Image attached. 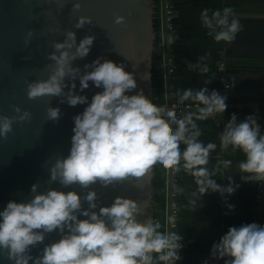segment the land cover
I'll return each mask as SVG.
<instances>
[{
    "label": "clouds",
    "instance_id": "9594fccd",
    "mask_svg": "<svg viewBox=\"0 0 264 264\" xmlns=\"http://www.w3.org/2000/svg\"><path fill=\"white\" fill-rule=\"evenodd\" d=\"M79 0L73 4L79 9ZM125 20L117 15L115 21ZM92 18L80 15L75 28L91 23ZM201 26L216 41L232 42L242 25L230 6L215 9L209 14L204 8L200 13ZM33 35L28 30L25 42ZM95 34L84 35L77 43L76 32L68 29L65 38L53 41L55 51L49 53L53 64L46 79H34L27 84L30 99L51 95L61 97L71 106L86 104L82 112L75 114L68 154L57 157L50 168V179L62 185L79 183L81 187L99 181L109 185L127 179L138 182L151 175L154 168L194 175L197 189V205L208 191L222 196L231 194L239 187L231 175L225 176L229 183L219 184L216 169H209L210 154L217 148L215 141L200 139L202 129L199 121H206L227 108V95L207 87L208 80L199 89L186 88L175 94L176 103L164 108H154L143 89H137L134 71L126 70L123 62L101 59L97 56L88 71L81 72L71 61L89 53ZM173 40H169L171 45ZM203 59V57H201ZM195 67V65H192ZM207 71V67L200 69ZM150 73H146V76ZM71 86L65 91L67 81ZM80 89L88 88L89 81L100 89L89 100L86 94L73 91L76 78ZM226 87L229 84L226 83ZM190 102L185 105V102ZM188 110H184L183 107ZM16 115L0 114V136L12 131L13 121L30 120L31 112L14 105ZM178 109L180 111L178 112ZM59 105L47 107V118L58 120ZM255 114L238 119L231 113L219 133L221 150H239L244 159L239 161V172L244 181L264 182V133ZM183 145V148H181ZM224 167L231 160H223ZM33 183L28 200L9 199L0 208V254L12 264H175L181 259L183 236L176 232L161 231V224L152 218L138 226L134 218L139 216L135 205L117 195L111 204H103L96 211L97 192L89 190L83 198L75 190L64 191L55 187L37 192ZM177 191H183L178 187ZM82 199L88 207L82 206ZM225 197V201H226ZM235 208L227 204V209ZM227 214V212L225 213ZM58 231V239L44 244L41 254L33 255L31 246L43 242L45 234ZM210 257L223 259V264H264V224L253 222L231 225L214 241ZM202 264H210L204 259Z\"/></svg>",
    "mask_w": 264,
    "mask_h": 264
},
{
    "label": "water",
    "instance_id": "95a60500",
    "mask_svg": "<svg viewBox=\"0 0 264 264\" xmlns=\"http://www.w3.org/2000/svg\"><path fill=\"white\" fill-rule=\"evenodd\" d=\"M76 0H0V114L16 115L14 105L31 112L30 120H14L12 131L6 137L0 136V208L9 199L28 200L33 183L37 192L48 188L64 191L75 190L81 197L89 191L97 192L96 211L103 204H111L120 195L133 203L139 213L134 218L138 226L143 221L154 218L153 176L138 182L118 180L107 186L99 181L81 187L79 183L62 185L50 179V168L57 157L68 154L70 138L73 134L72 117L82 112L86 104L71 106L61 97L42 95L33 99L27 96V84L34 79H46L53 64L49 53L55 51L53 41L63 40L68 29L76 32L77 43L86 34H95L89 53L71 61L81 72L88 71L84 65L90 64L97 56L125 64L126 70L134 71L137 89H143L153 103V56L156 41L155 0H79L81 7L74 9ZM80 15L92 18L82 28H75ZM123 15L125 20L117 23L115 17ZM33 35L25 42L28 30ZM146 73L150 75L146 76ZM65 91L71 86L65 77ZM92 81L88 88L80 89L79 78L76 88L80 94L91 96L99 91ZM59 105L61 115L58 120L47 118V107ZM82 206L88 202L82 199ZM60 233L45 234L43 242L31 246V253L41 254L44 244L58 239ZM0 264H12L4 254H0ZM31 264V262H30Z\"/></svg>",
    "mask_w": 264,
    "mask_h": 264
},
{
    "label": "crops",
    "instance_id": "0c3cea01",
    "mask_svg": "<svg viewBox=\"0 0 264 264\" xmlns=\"http://www.w3.org/2000/svg\"><path fill=\"white\" fill-rule=\"evenodd\" d=\"M176 7L175 30L172 45L176 71L173 74V93L186 88L199 89L208 80L209 90L216 89L227 95V108L206 121L198 123L202 129L201 140L215 141L217 148L210 154L209 169H216L215 178L219 184H228L225 177L231 175L239 187L231 194L222 196L217 191L206 192L197 205L190 203L196 199L193 193L198 185L194 175L183 169L177 172L180 205L179 235L183 236L181 259L178 264H202L209 259L210 264H223V259L210 257L211 245L224 234L231 225L252 222L261 213L260 204L255 200L256 181H244L239 172V161L244 154L239 150H221L219 133L231 113L238 119L255 114L257 122L264 129V0H172ZM230 6L242 25L232 42L216 41L201 26L200 13L208 8L223 9ZM203 57V59H201ZM192 65H195L193 67ZM207 71H201L203 67ZM225 78V80H223ZM230 83L226 89L225 83ZM183 148V145H181ZM231 160L228 167L222 163ZM225 197L227 198L225 201ZM235 208L227 209V204ZM227 212V214H225Z\"/></svg>",
    "mask_w": 264,
    "mask_h": 264
},
{
    "label": "built area",
    "instance_id": "2783aa9c",
    "mask_svg": "<svg viewBox=\"0 0 264 264\" xmlns=\"http://www.w3.org/2000/svg\"><path fill=\"white\" fill-rule=\"evenodd\" d=\"M176 14V7L172 0H155V23H157L156 40L162 53V65L164 76L165 101L159 106L167 108L176 103L175 95L173 93V74L176 71L175 58L173 54L172 45L174 43L175 22L174 16ZM173 40L170 45L169 40ZM225 80V78H223ZM229 84V82H226ZM225 83V85H226ZM226 87V86H225ZM229 87H226L228 89ZM190 102H185L187 105ZM184 110L186 107L181 106ZM180 109H178V112ZM264 133V129L263 132ZM167 175V195H166V232H176L179 234L180 227V205H179V191H177V172L166 170ZM255 200L260 204L261 213L253 217L252 222L255 221L264 224V182H255L254 189ZM180 257L181 252L179 249ZM176 261L175 264H178Z\"/></svg>",
    "mask_w": 264,
    "mask_h": 264
},
{
    "label": "trees",
    "instance_id": "16d2710c",
    "mask_svg": "<svg viewBox=\"0 0 264 264\" xmlns=\"http://www.w3.org/2000/svg\"><path fill=\"white\" fill-rule=\"evenodd\" d=\"M157 29V23H155ZM153 103L154 106L159 107L165 101L164 76L162 65V53L155 41V49L153 56ZM153 204H154V219L161 224V231L166 232V195H167V175L166 169L154 168L153 176ZM164 264V262H160Z\"/></svg>",
    "mask_w": 264,
    "mask_h": 264
}]
</instances>
